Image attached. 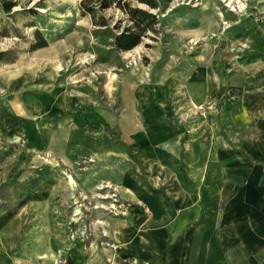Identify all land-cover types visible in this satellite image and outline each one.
Segmentation results:
<instances>
[{"label":"crops","instance_id":"obj_1","mask_svg":"<svg viewBox=\"0 0 264 264\" xmlns=\"http://www.w3.org/2000/svg\"><path fill=\"white\" fill-rule=\"evenodd\" d=\"M251 41L248 56L219 57L220 71L198 59L169 79L132 81L114 112L83 116V126L120 131L147 182L118 161L84 174L85 189L111 181L127 203L84 224L62 207L73 200L67 180L43 184V163L26 170L35 190L0 215V264H264V44Z\"/></svg>","mask_w":264,"mask_h":264},{"label":"rangeland","instance_id":"obj_2","mask_svg":"<svg viewBox=\"0 0 264 264\" xmlns=\"http://www.w3.org/2000/svg\"><path fill=\"white\" fill-rule=\"evenodd\" d=\"M82 1L16 0L11 13L0 5V215L10 201L35 190L34 173L24 181L32 182L23 179L40 163L43 184L57 177L70 183L72 204L62 207L79 221L91 222L99 210L121 214L127 203L119 186L101 179L88 191L83 175L107 172L118 161L147 182V168L119 130L88 128L83 116L100 107L114 112V96L132 81L169 79L198 59L220 71L228 53L243 58L252 52V37L264 44V0H153L156 9L133 2L159 22L157 33L128 52L114 45L130 25L126 15L115 7L98 12L108 26H96L81 12ZM124 106L118 104V119L127 113ZM215 108L208 103L202 111L208 115Z\"/></svg>","mask_w":264,"mask_h":264},{"label":"trees","instance_id":"obj_3","mask_svg":"<svg viewBox=\"0 0 264 264\" xmlns=\"http://www.w3.org/2000/svg\"><path fill=\"white\" fill-rule=\"evenodd\" d=\"M133 2L148 5L156 9L153 0H83L80 4L81 12L90 14L94 25L106 27L107 21L104 17H97V13L110 8L120 9L127 17L130 25L115 36L114 45L119 51L128 52L142 43L149 32L157 33L158 16L147 10L133 7ZM0 5L5 13H11L17 6L16 0H0ZM45 43L42 47H45Z\"/></svg>","mask_w":264,"mask_h":264},{"label":"built area","instance_id":"obj_4","mask_svg":"<svg viewBox=\"0 0 264 264\" xmlns=\"http://www.w3.org/2000/svg\"><path fill=\"white\" fill-rule=\"evenodd\" d=\"M56 264H64V261L62 258L58 259L57 263Z\"/></svg>","mask_w":264,"mask_h":264},{"label":"bare ground","instance_id":"obj_5","mask_svg":"<svg viewBox=\"0 0 264 264\" xmlns=\"http://www.w3.org/2000/svg\"><path fill=\"white\" fill-rule=\"evenodd\" d=\"M75 2V0H73ZM47 75V74H46ZM57 263V262H56Z\"/></svg>","mask_w":264,"mask_h":264}]
</instances>
